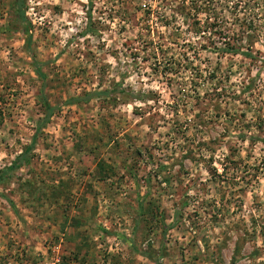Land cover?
Returning <instances> with one entry per match:
<instances>
[{
  "label": "rangeland",
  "instance_id": "374dc122",
  "mask_svg": "<svg viewBox=\"0 0 264 264\" xmlns=\"http://www.w3.org/2000/svg\"><path fill=\"white\" fill-rule=\"evenodd\" d=\"M0 172V264H264V0H0Z\"/></svg>",
  "mask_w": 264,
  "mask_h": 264
},
{
  "label": "trees",
  "instance_id": "16d2710c",
  "mask_svg": "<svg viewBox=\"0 0 264 264\" xmlns=\"http://www.w3.org/2000/svg\"><path fill=\"white\" fill-rule=\"evenodd\" d=\"M20 14H22V13L20 12ZM38 75H39V72H38ZM45 108H46L47 111H49L48 114H47V115H49V113L52 112V108L50 107V105L48 103L45 104ZM32 146H33V143H31L27 147H25L23 155L19 156V158H17V159H20L21 157L23 158L32 149ZM15 165L16 164H12L7 169L12 170L13 168H15ZM3 175H4V173L0 172V182L3 180Z\"/></svg>",
  "mask_w": 264,
  "mask_h": 264
},
{
  "label": "built area",
  "instance_id": "2783aa9c",
  "mask_svg": "<svg viewBox=\"0 0 264 264\" xmlns=\"http://www.w3.org/2000/svg\"><path fill=\"white\" fill-rule=\"evenodd\" d=\"M51 252L54 253V257L52 258L50 264H63L61 258L58 256L59 250L57 245L51 247Z\"/></svg>",
  "mask_w": 264,
  "mask_h": 264
}]
</instances>
